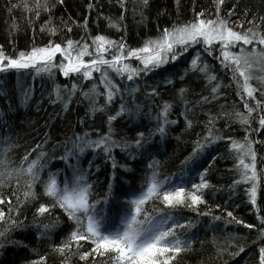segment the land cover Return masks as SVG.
Returning <instances> with one entry per match:
<instances>
[{"label": "trees", "instance_id": "trees-1", "mask_svg": "<svg viewBox=\"0 0 264 264\" xmlns=\"http://www.w3.org/2000/svg\"><path fill=\"white\" fill-rule=\"evenodd\" d=\"M25 3L31 11L24 7ZM34 3L35 0H0V50H3L6 56L15 58L22 51L47 46L49 41L63 44L69 38L87 43L89 51L92 52L94 48L91 37L97 34L113 41L122 39L127 48H139L145 41L157 39L163 29L192 21L195 13L203 12L204 18H211V14L215 13L214 0H148L147 6L137 3V0H126L123 19L118 27H112L106 17L113 20L120 17L122 9L117 0H96L98 7L92 10L86 7L89 0H63V3L47 0L50 11L41 9L38 16ZM233 3L238 5V13L245 8L250 10L247 17L249 20L252 19V13L257 17L264 16V0H225L220 15L227 16ZM12 5L15 7H10ZM85 16L88 17L87 27L83 28L81 25ZM229 20L231 26L236 29L237 16L233 15ZM65 23L71 27V31L67 30ZM49 28H55L56 31L50 32ZM215 47L218 48L219 43H216ZM197 52L201 54L200 60L215 74L216 81L221 85L218 92L223 95L207 104L192 107L201 95L209 96L211 90V84L206 82L204 74L198 67L191 66V60ZM75 54L74 51L73 55ZM218 54L214 51L213 55L209 56L197 44L189 47L176 61L169 60L159 68L147 73L142 72L131 80L127 78V74L120 75L108 68V79L119 91L103 111L94 114L89 110L88 99L84 98L81 92L91 89L94 84L98 93L104 92L105 85L101 81L105 66H101L100 72L93 70L87 79L77 74L65 77L58 68L50 69L51 74L47 71L37 72L34 66L0 72V153H4L2 141L5 136L10 137L8 143L12 145L2 156L5 165H0V170L5 166L19 167L21 158L30 150V158H35L38 151H45L48 154V164L41 171V178L46 180L49 172L57 173L58 186L63 187L66 178L71 180L72 173L63 160L52 157L63 155L64 141L73 133L88 132L93 139L97 134H103L108 127L106 116L114 114L123 102L128 107L139 106L140 111L134 120L118 117L112 122L115 137L132 140L137 132L148 136L149 131L155 128L152 117L158 115L164 102H168L171 105L169 119H174L177 123L167 127L164 136L156 133L149 137L148 143L136 151L134 157L118 148L113 149L112 154L118 162L115 169L112 162L106 160L102 153L96 154L91 149H86L80 156L82 168L87 169L88 161H94L87 175L92 186L89 200L109 196L105 215L108 214V208L115 209L123 205L127 209L125 194L140 191L149 172L148 166L153 160L158 162L156 171L160 180L167 177L169 185L183 186L186 192L192 190L191 184L200 183L202 177L199 173L207 169L203 179L208 181V187L201 190L204 202L197 204L195 210L187 206L172 210L181 223L189 220L193 225L178 230L181 238L190 239L192 244L178 253L170 264H256L257 248L259 244H264V238H257L256 229H248L240 223H228L232 217H228L227 213L232 212L233 217L245 223L258 224L257 215L264 216V186L257 189L255 208L249 202L244 184L230 187L238 177L233 171L234 159L229 155L228 142L224 140L215 141L208 145L199 157L182 164L186 157H190L194 141L204 136L203 122L208 119L206 113L215 116L221 105L225 111L244 110L236 95L235 84H230L231 73L221 68L219 61L215 59ZM111 55V49L104 53L105 59L110 60ZM91 58L95 57H82L86 61ZM53 62L58 65L60 60L54 58ZM123 62L133 68L138 65L143 67L138 60L129 58L126 54ZM252 71L261 74L257 68ZM73 83L77 85L76 93L66 108L60 102H52L55 99L53 89L56 86H60L62 96H66L64 86L70 88ZM251 83L255 86L257 81L253 80ZM152 89L156 90L155 94H152ZM180 89L185 90L183 95ZM25 93L27 99L24 98ZM96 100L98 105H103L105 98L98 95ZM185 100L188 101L187 105ZM186 107L191 109L187 113L188 118L192 120L191 127L186 126L185 117L180 115ZM224 123L225 118L216 119L215 129L222 135L242 140L245 132L237 120L233 119L229 123L230 130L225 129ZM252 127H256L255 122ZM253 138L264 140V130L256 133ZM41 144L43 148L36 147ZM57 145L59 147H56ZM253 148L258 154L259 168L262 164L260 158L264 157V144H254ZM24 191L25 178H20L17 183L13 177L5 181L4 186H0V196L11 201L0 204V209L5 213V219L0 220V232H5V237L0 238V264H28L36 258L37 253L46 254L47 264H61V261L65 260L66 264H85V261L80 260L74 245L65 249L63 254L52 250V245L61 243L73 227V222L68 219L63 209L56 206L49 208V214L36 215L39 204L50 203V198L44 194L40 182L33 186V191L37 193L35 199L26 200ZM17 197L25 202L20 203L13 218L18 217L23 222V227L13 228L7 218L9 208H15L18 203ZM155 207L163 208L164 205L155 198L146 202L147 210L151 211ZM209 212L211 215L203 214ZM57 218V226L48 231L45 237H40L38 225L51 223ZM116 223H119V216ZM13 241L15 243H12ZM241 242L246 243L245 250L239 255L230 256L228 253L237 251V245ZM90 247V242H81L79 250L85 251ZM87 264H107V261L106 258L96 256L95 261L90 258Z\"/></svg>", "mask_w": 264, "mask_h": 264}, {"label": "snow or ice", "instance_id": "snow-or-ice-1", "mask_svg": "<svg viewBox=\"0 0 264 264\" xmlns=\"http://www.w3.org/2000/svg\"><path fill=\"white\" fill-rule=\"evenodd\" d=\"M224 2L225 0H214L215 13L211 14V18H204L203 12L195 13L192 21L163 29L157 39L147 40L139 48H127L122 39L113 41L104 35L97 34L91 37L94 48L92 52L89 51L87 43L73 41L70 38L63 44L49 41L47 46L33 47L27 52L22 51L15 58L6 56L4 51L0 50V72H6L9 69H28L34 66L37 72L47 71L51 74L50 69L58 68L65 77L77 74L81 78L87 79L93 70L100 72L101 66H105L101 81L105 85L104 92L98 93L95 84L92 85L91 89L81 92V95L88 99L89 110L94 114L97 111H103L119 91L117 86L108 79L106 71L108 68L120 75L127 74V78L131 80L142 72L147 73L159 68L169 60L176 61L179 56L188 51L189 47L194 45L199 44L209 56L217 51L219 54L215 59L219 61L221 68L231 73L230 84H235L236 95L239 97V102L242 103L244 110L225 111L224 106L221 105L220 111L215 116L206 113L208 119L203 122L205 124L204 136L203 138L198 137L194 141L190 157H186L182 164H187L189 160L199 157L204 149L215 141H227L229 155L234 159L233 171L238 177L233 180L230 187L244 184L249 202L255 208L257 207V189L259 186H264V157L260 158L262 164L258 168V154L253 148L254 144H264V140L253 138L256 133L264 130V75H256L252 70L259 68L264 72V16L257 17L255 13H252V19L249 20L247 17L250 10L245 8L238 13L236 3H233L232 7L228 9L227 16H221V6ZM56 3H63V0H56ZM117 3L122 9L120 17L116 20L106 17L112 27H118L120 20L124 17V11H126V0H117ZM137 3L147 6L148 0H137ZM10 7H15V5ZM24 7L31 11L27 3ZM86 7L88 10H92L98 7V4L96 0H89ZM34 8L37 16L41 9L50 11L47 0H35ZM101 15L103 14L101 13ZM233 15H236L238 19L236 29L231 26L229 20V17ZM87 20L88 17L85 16L81 25L83 28L87 27ZM245 24L248 26L245 27ZM65 27L71 31V27L67 23H65ZM48 30L50 32L56 31L55 28ZM216 42L219 43L218 48L215 47ZM233 48L238 49V51H232ZM110 49L112 50L111 59H105L104 53L109 52ZM74 51L76 52L75 55H73ZM125 54L129 58L138 60L143 67L138 65L133 68L130 64L124 63ZM85 55L95 58L86 61L82 59ZM200 55L197 52L193 56L191 66L198 67L199 71L204 74L206 82L211 84V90L209 96L201 95L192 107L207 104L210 100H216L219 95H223V93L218 92L221 85L216 81L215 74L206 63L200 60ZM54 58L60 60L58 65L53 62ZM253 80L257 81L255 86L251 83ZM76 89L75 83L70 88L65 85L63 91L66 92V96H62L60 86H56L53 89L55 99L52 102H60L66 108L69 100L76 93ZM155 91L152 89V94H155ZM184 91V89H180L181 95ZM257 93L259 98H257ZM98 95L104 96L103 105L97 104L96 97ZM24 98L27 99V93H25ZM184 103L187 105L188 101L185 100ZM190 110L186 107L180 113L185 117L187 127L192 126V120L187 115ZM139 111V106L132 108L122 102L114 114L106 116L108 127L103 134H97L93 139L88 132L73 133L65 140L63 155L52 157V159L63 160L72 173L71 180L66 178L63 187L58 186L57 173L49 172L48 178L42 180L41 171L48 164V154L45 151H38L35 158H30L32 151L30 150L21 158L19 167L8 168L5 166L0 170V186H4L5 181H9L13 177L16 178L17 183H19L20 178H25L26 191L23 195L26 200L35 199L37 193L33 191V186L37 182L42 184L44 194L50 198L51 202L40 203L36 208V215L49 214V208L58 206L73 222V227L64 240L59 244L52 245L53 251L63 254L65 249L74 245L80 260L85 261V264L90 258L95 261L96 256L106 258L107 264H170L178 253L191 246L192 241L186 237L181 238L178 230L192 227L193 222L185 220L181 223L173 215L172 210L179 206H187L195 210L197 204L204 202L201 190L208 187V181L203 179L207 169L199 173L202 177L200 183L191 184L192 190L186 192L183 186L169 185L167 177L160 180L156 171L158 162L153 160L148 166L149 172L140 191L125 194L127 209L123 205H119L115 209L108 208V214L105 215L109 196L105 195L99 200H89L92 186L88 182L87 175L94 161H88L87 169L80 166V156L86 149H91L96 154L102 153L106 160L112 162V167L115 169L118 162L112 154L113 149L118 148L121 152L134 157L135 152L148 143L149 137L156 133L162 137L166 134L167 127L177 123L176 120L169 119L171 105L164 102L158 115L152 117L155 121V128L149 131L148 136H145L143 132H137L136 137L132 140L123 137L117 139L113 132L112 122L118 117L134 120L139 115ZM218 118H225V129H229V123L233 119L237 120L244 128L245 135L242 140L238 141L231 136L222 135L219 130H216L215 121ZM253 122L256 124L255 128L252 127ZM9 140L10 137L8 136L3 138L4 153L12 147L8 143ZM36 147L43 148V145ZM4 153H0V165H5V161L2 159ZM214 159L215 157H213ZM69 161L72 162L69 163ZM120 167H124V165H120ZM109 186H111V179H109ZM153 198L160 200L164 207H155L151 211L147 210L146 202ZM17 200L18 203L15 208H9L7 218V222L13 228L23 227V222L18 217L13 218L20 203L25 202L20 201L19 197ZM5 202L11 203L7 198L0 196V204ZM217 207L219 206L217 205ZM203 214L211 215L210 212ZM117 216H119L118 224L116 223ZM227 216L232 217L228 223L244 224L248 229H256L258 239L264 238V216L257 215L258 224L237 220L233 217L232 212H228ZM4 219L5 213L3 209H0V220ZM213 219L218 220L220 217H213ZM58 223L57 218L51 223L38 225L40 229L38 235L45 237L48 231L54 229ZM3 237H5V232H0V238ZM81 242H90L91 247L88 250L80 251ZM245 247L246 243L241 242L237 245V251L228 254L230 256L239 255L245 250ZM257 252L256 264H264V244L258 245ZM28 264H47L46 254L37 253L36 258L29 261ZM61 264H66V260L61 261Z\"/></svg>", "mask_w": 264, "mask_h": 264}, {"label": "rangeland", "instance_id": "rangeland-1", "mask_svg": "<svg viewBox=\"0 0 264 264\" xmlns=\"http://www.w3.org/2000/svg\"><path fill=\"white\" fill-rule=\"evenodd\" d=\"M216 43H218V42H216ZM232 51H238V49L233 48ZM257 69H259V68H257ZM259 72H261L260 75H264V72H262L261 69H259ZM254 73H255L256 75H259V74H257V72H254Z\"/></svg>", "mask_w": 264, "mask_h": 264}]
</instances>
